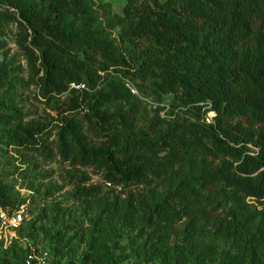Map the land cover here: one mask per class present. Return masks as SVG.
<instances>
[{"label": "trees", "instance_id": "16d2710c", "mask_svg": "<svg viewBox=\"0 0 264 264\" xmlns=\"http://www.w3.org/2000/svg\"><path fill=\"white\" fill-rule=\"evenodd\" d=\"M91 3L0 0V52L15 27L38 97H70L55 128L24 124L14 91L28 82L1 66L0 148L51 159L54 130L71 166L148 191L126 211L140 210L142 228L156 233V257L264 264V0H125L103 29L89 20ZM24 201L0 180L1 208ZM0 245L17 250L7 264H23L27 248Z\"/></svg>", "mask_w": 264, "mask_h": 264}, {"label": "rangeland", "instance_id": "374dc122", "mask_svg": "<svg viewBox=\"0 0 264 264\" xmlns=\"http://www.w3.org/2000/svg\"><path fill=\"white\" fill-rule=\"evenodd\" d=\"M124 3L125 0H92L89 20L93 27L106 28L108 10L121 13ZM12 29L8 46L0 52V67L12 69L19 80L28 82L14 91V101L25 115L22 121L48 123L49 129H53L70 97L66 93L54 103L38 97L36 86L29 84L28 60L15 43L17 29ZM143 107L145 116L151 117L150 104ZM46 135L55 152L51 159L31 151L0 148V180L14 184L19 198L25 200L23 233L38 246L50 247L62 264L69 260L100 264L106 259L116 264H171L163 253L162 258L156 257L157 247L152 243L156 233L142 228V212L131 215L126 211L129 199L145 197L148 191L142 187L113 186L92 167L71 166L57 152L55 131ZM83 186L98 187L99 195L83 200L79 195ZM57 246L59 249H55ZM216 247L221 250L224 246ZM15 252L16 249L5 251L0 245V264H7ZM202 259L199 264H218L205 255Z\"/></svg>", "mask_w": 264, "mask_h": 264}, {"label": "built area", "instance_id": "2783aa9c", "mask_svg": "<svg viewBox=\"0 0 264 264\" xmlns=\"http://www.w3.org/2000/svg\"><path fill=\"white\" fill-rule=\"evenodd\" d=\"M132 91L136 93V90ZM24 212V204L12 210L0 207V243L8 248L14 241H18L27 248L23 264H57L48 248L40 247L32 239L20 236Z\"/></svg>", "mask_w": 264, "mask_h": 264}]
</instances>
